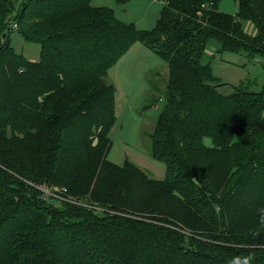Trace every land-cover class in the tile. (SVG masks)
<instances>
[{"label": "trees", "instance_id": "trees-1", "mask_svg": "<svg viewBox=\"0 0 264 264\" xmlns=\"http://www.w3.org/2000/svg\"><path fill=\"white\" fill-rule=\"evenodd\" d=\"M92 1L0 0V264H264V89L223 94L206 52L264 62V0L234 16L219 0H159L151 30ZM14 23L38 61L11 47ZM134 42L168 67L150 134L160 180L107 158L108 73Z\"/></svg>", "mask_w": 264, "mask_h": 264}, {"label": "rangeland", "instance_id": "rangeland-1", "mask_svg": "<svg viewBox=\"0 0 264 264\" xmlns=\"http://www.w3.org/2000/svg\"><path fill=\"white\" fill-rule=\"evenodd\" d=\"M238 2L219 0L217 8L234 16ZM92 5L111 8L118 20L133 23L138 30H151L163 3L156 0H93ZM240 24L248 35L254 34L255 26L251 21L240 19ZM9 39L16 53L30 61L40 59V46L26 42L14 26ZM144 47L139 42L132 43L109 70V80L115 87V120L109 130L111 147L107 158L117 165L129 161L150 177L160 180L166 176V168L151 154L150 134L163 108L158 97L165 88L168 67L158 55ZM216 49L211 43L206 52L213 73L223 83L220 88L223 94L232 93L234 87L249 91L264 89V62L258 55L231 51L217 53ZM204 141L207 144L209 139ZM60 200L58 195L54 203L59 205Z\"/></svg>", "mask_w": 264, "mask_h": 264}, {"label": "clouds", "instance_id": "clouds-1", "mask_svg": "<svg viewBox=\"0 0 264 264\" xmlns=\"http://www.w3.org/2000/svg\"><path fill=\"white\" fill-rule=\"evenodd\" d=\"M235 139L236 137L233 136ZM214 145L211 143L209 140L208 143L206 144V147H213ZM254 260V257L252 255L248 256H233L229 261L228 264H252Z\"/></svg>", "mask_w": 264, "mask_h": 264}, {"label": "built area", "instance_id": "built-area-1", "mask_svg": "<svg viewBox=\"0 0 264 264\" xmlns=\"http://www.w3.org/2000/svg\"><path fill=\"white\" fill-rule=\"evenodd\" d=\"M156 1H159V0H156ZM13 26L17 28V24H16V23H14ZM41 190H42L47 196H48V195L53 196V190H52V189H49L48 187H43V188H41ZM63 192H65V189H63Z\"/></svg>", "mask_w": 264, "mask_h": 264}, {"label": "crops", "instance_id": "crops-1", "mask_svg": "<svg viewBox=\"0 0 264 264\" xmlns=\"http://www.w3.org/2000/svg\"><path fill=\"white\" fill-rule=\"evenodd\" d=\"M159 2V1H158ZM244 29V28H243ZM254 34H255V32H254ZM145 49H147L146 47H144ZM148 51H150L149 49H147ZM139 52V51H138ZM151 52V51H150ZM167 70H168V68H167ZM108 75H109V73H108ZM110 78V77H109ZM112 83V82H111ZM113 84V83H112ZM113 86H114V84H113ZM114 89H115V87H114Z\"/></svg>", "mask_w": 264, "mask_h": 264}]
</instances>
